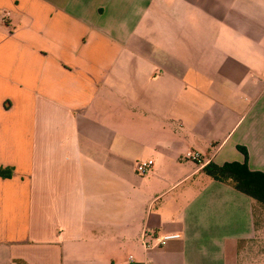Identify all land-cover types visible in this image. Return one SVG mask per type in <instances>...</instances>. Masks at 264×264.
I'll list each match as a JSON object with an SVG mask.
<instances>
[{
  "label": "crops",
  "instance_id": "crops-1",
  "mask_svg": "<svg viewBox=\"0 0 264 264\" xmlns=\"http://www.w3.org/2000/svg\"><path fill=\"white\" fill-rule=\"evenodd\" d=\"M233 162L264 172V0H0V264H250Z\"/></svg>",
  "mask_w": 264,
  "mask_h": 264
},
{
  "label": "trees",
  "instance_id": "trees-1",
  "mask_svg": "<svg viewBox=\"0 0 264 264\" xmlns=\"http://www.w3.org/2000/svg\"><path fill=\"white\" fill-rule=\"evenodd\" d=\"M204 170L216 181L231 185L237 191L249 196L255 205V219L257 214H264V172L252 171L247 163L238 162L223 166L209 164Z\"/></svg>",
  "mask_w": 264,
  "mask_h": 264
},
{
  "label": "rangeland",
  "instance_id": "rangeland-1",
  "mask_svg": "<svg viewBox=\"0 0 264 264\" xmlns=\"http://www.w3.org/2000/svg\"><path fill=\"white\" fill-rule=\"evenodd\" d=\"M250 264H264V214L256 215V237L246 248Z\"/></svg>",
  "mask_w": 264,
  "mask_h": 264
},
{
  "label": "built area",
  "instance_id": "built-area-1",
  "mask_svg": "<svg viewBox=\"0 0 264 264\" xmlns=\"http://www.w3.org/2000/svg\"><path fill=\"white\" fill-rule=\"evenodd\" d=\"M187 158L195 162L201 163V156L198 153L190 152L188 153ZM152 168H153V161L149 160V161H143V162L137 163L136 170L140 176H145L152 170ZM179 237H180L179 235H165L162 237H156V240H155L156 246H163L166 244L168 240L179 238ZM143 243L147 249L152 247V245L147 242L146 233L143 235Z\"/></svg>",
  "mask_w": 264,
  "mask_h": 264
}]
</instances>
